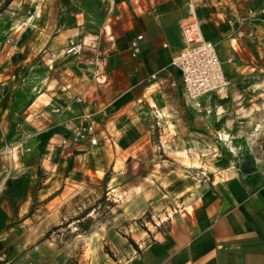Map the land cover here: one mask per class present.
Listing matches in <instances>:
<instances>
[{
    "label": "crops",
    "instance_id": "crops-1",
    "mask_svg": "<svg viewBox=\"0 0 264 264\" xmlns=\"http://www.w3.org/2000/svg\"><path fill=\"white\" fill-rule=\"evenodd\" d=\"M9 1L0 0V151L11 148L15 169L0 172V255L12 258L22 226L57 221L79 194L74 172L126 170L158 130L172 167L157 172H200V182L178 184L179 210L125 260L96 242L89 264H264V79L242 69L249 37L264 27V0ZM193 22L230 84L189 103L173 60ZM69 40L83 43V55H62ZM95 56L108 59L107 81L86 69ZM84 116L98 145L65 147ZM214 145L231 167H219Z\"/></svg>",
    "mask_w": 264,
    "mask_h": 264
},
{
    "label": "rangeland",
    "instance_id": "rangeland-1",
    "mask_svg": "<svg viewBox=\"0 0 264 264\" xmlns=\"http://www.w3.org/2000/svg\"><path fill=\"white\" fill-rule=\"evenodd\" d=\"M9 2L6 0L5 3ZM249 39L251 42L246 45L249 51L242 56L246 63L242 69L264 79V27ZM261 115L264 122V111ZM260 132L264 142V125ZM158 134L155 130L148 146H136L126 170L93 172L92 168L85 166L86 172H74L76 176L71 178V182L78 188L79 194L69 199L54 223L22 226L23 236L17 243L21 246L14 245L9 264H89L90 248L96 242L104 243V251L112 259L125 260L132 247L136 248L135 241L142 243L143 239L160 230L159 224L180 208L178 204L186 189L176 191L178 184L187 185L189 180L198 184L202 175L200 172L189 175L185 172H157L163 165L165 168L172 167L157 141ZM6 146L0 151V172L15 169V162L11 161L13 156L10 158L4 154L1 157ZM213 148L220 160L219 167H231L232 161L221 156L226 153L225 147L219 146L220 152L215 145ZM258 148L264 150V143ZM37 172L38 179L43 180L42 171L38 169ZM34 207L30 214L34 212ZM3 255L6 264L8 256L6 253Z\"/></svg>",
    "mask_w": 264,
    "mask_h": 264
},
{
    "label": "built area",
    "instance_id": "built-area-1",
    "mask_svg": "<svg viewBox=\"0 0 264 264\" xmlns=\"http://www.w3.org/2000/svg\"><path fill=\"white\" fill-rule=\"evenodd\" d=\"M182 37L185 47L182 52L174 58L175 66L182 76L185 99L189 103L197 102L205 95L224 90L230 84L225 76L222 62L218 56L216 46L204 39L200 25L197 22L190 23L182 28ZM142 37H139L140 41ZM137 43H133L134 51H137ZM82 42L70 40L68 45L62 50V55L67 57H78L84 53ZM57 56L50 55V61L55 62ZM93 76L104 82L108 76V60L105 57L93 58L89 65ZM57 114L58 108L54 109ZM89 143L98 145L95 125L90 116L80 119L78 127L70 137L63 140L62 144L69 147L72 144ZM7 156L12 157L11 148L6 146ZM4 260V255H0V261Z\"/></svg>",
    "mask_w": 264,
    "mask_h": 264
},
{
    "label": "bare ground",
    "instance_id": "bare-ground-1",
    "mask_svg": "<svg viewBox=\"0 0 264 264\" xmlns=\"http://www.w3.org/2000/svg\"><path fill=\"white\" fill-rule=\"evenodd\" d=\"M195 167H197V164L196 165H194Z\"/></svg>",
    "mask_w": 264,
    "mask_h": 264
}]
</instances>
